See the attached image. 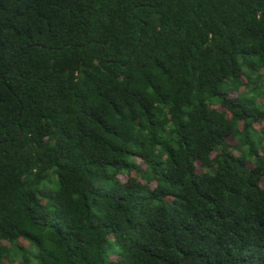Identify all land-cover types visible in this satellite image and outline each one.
Returning <instances> with one entry per match:
<instances>
[{
  "label": "trees",
  "instance_id": "16d2710c",
  "mask_svg": "<svg viewBox=\"0 0 264 264\" xmlns=\"http://www.w3.org/2000/svg\"><path fill=\"white\" fill-rule=\"evenodd\" d=\"M0 264H264V0H0Z\"/></svg>",
  "mask_w": 264,
  "mask_h": 264
},
{
  "label": "rangeland",
  "instance_id": "374dc122",
  "mask_svg": "<svg viewBox=\"0 0 264 264\" xmlns=\"http://www.w3.org/2000/svg\"><path fill=\"white\" fill-rule=\"evenodd\" d=\"M52 180H54V177H52Z\"/></svg>",
  "mask_w": 264,
  "mask_h": 264
}]
</instances>
